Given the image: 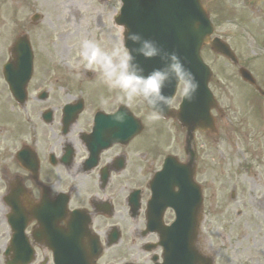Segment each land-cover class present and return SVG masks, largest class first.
<instances>
[{
    "label": "flooded vegetation",
    "instance_id": "af4514ba",
    "mask_svg": "<svg viewBox=\"0 0 264 264\" xmlns=\"http://www.w3.org/2000/svg\"><path fill=\"white\" fill-rule=\"evenodd\" d=\"M66 81L71 82L70 77L60 71L33 78L25 103L16 101L7 85L0 84V228L5 225L2 237L8 238L2 250L4 264L12 255V252L8 254V246L15 211L29 222L27 234L31 235L37 228L32 221L37 205L42 203L45 213H56L62 206L63 195L67 194L71 210H84L91 215L92 229L106 250L110 248L108 240L112 231V227H106L107 216L124 220L122 210L126 207L127 219L146 224L150 184L166 156H174L189 167L194 161L201 190L208 187L195 143L185 147L177 141L170 147V154L162 156L159 119L144 116L143 120L137 115V106L128 108L143 124L140 135L128 141L112 142L113 127L117 125L111 126V121L100 116L116 114L125 104L117 99L100 105L83 104L81 113L75 116L74 110L80 102L77 88ZM124 116L120 115L119 123ZM221 128L218 122V129ZM244 172L236 170L230 178L228 200V186L218 188L219 200L210 214L217 218V242L204 238L203 249L208 253L223 257L229 254L227 250L232 248L233 240L240 241L239 245L245 240L249 243L255 219L262 223L259 231L264 232V199L259 200L264 186L248 184V169ZM116 191L125 194L118 197ZM132 194L136 202L130 206ZM206 205L205 201L199 222L201 230L207 224ZM164 219L166 223L172 222L174 213L166 212ZM256 236L258 233L252 240ZM208 253L205 256L212 259ZM45 254L37 264H48L50 254ZM225 262L234 264L229 256Z\"/></svg>",
    "mask_w": 264,
    "mask_h": 264
},
{
    "label": "rangeland",
    "instance_id": "374dc122",
    "mask_svg": "<svg viewBox=\"0 0 264 264\" xmlns=\"http://www.w3.org/2000/svg\"><path fill=\"white\" fill-rule=\"evenodd\" d=\"M22 2L23 0H0V59L8 56L9 44L5 40L13 37L15 39L22 27L31 32L40 56L46 57L49 61L69 57L70 62L79 63L78 53L84 39L95 41L107 52L117 47L124 49L123 31L114 23L120 7L119 0H25L23 7ZM204 2L218 21L217 35L232 45L241 60L250 62L251 66L262 62L264 49L260 42H264V0H204ZM36 13L40 14L41 18L34 23L31 19ZM203 55V59L216 73L229 74L227 77L218 78L223 85L220 92L229 120L228 136H232L235 130L233 126H236L234 123L246 119V115L241 114L245 106L239 104L234 87H231V74L237 73V70L230 67L222 58L212 54L208 48L203 51ZM71 58H74V61ZM56 62L60 68L66 67L64 64L66 61ZM79 67L84 72L93 71L97 77H102L99 71L87 69L82 64ZM82 78L83 76H80V80ZM80 86L79 89L87 93L89 103L103 100L104 95L121 92L119 89H110L103 78L86 80ZM243 94L245 100L252 102L254 113L257 115L259 108L245 87ZM254 120L257 121L258 118L255 117ZM238 146L241 147V144ZM209 235L214 238L215 233L209 232ZM234 246L240 250L237 244ZM243 247L244 252L235 253L248 255L252 264H264L263 238L250 241L249 244L243 243Z\"/></svg>",
    "mask_w": 264,
    "mask_h": 264
},
{
    "label": "water",
    "instance_id": "95a60500",
    "mask_svg": "<svg viewBox=\"0 0 264 264\" xmlns=\"http://www.w3.org/2000/svg\"><path fill=\"white\" fill-rule=\"evenodd\" d=\"M124 7L118 24L127 29L126 47L128 50L139 49L143 41H150L157 54L150 59L133 52L136 62L144 74L160 68L167 73L168 79L162 91L175 89L177 74L169 67L175 55L183 67L192 75L183 77L198 87L190 89V98L185 102L184 115L195 114L199 120L208 116V109L214 105L207 83L209 69L199 57V49L212 33L211 25L199 0H122ZM130 34L141 37L139 43L128 39ZM217 52L230 55L228 49L219 41L213 42ZM30 75V71H28Z\"/></svg>",
    "mask_w": 264,
    "mask_h": 264
},
{
    "label": "clouds",
    "instance_id": "9594fccd",
    "mask_svg": "<svg viewBox=\"0 0 264 264\" xmlns=\"http://www.w3.org/2000/svg\"><path fill=\"white\" fill-rule=\"evenodd\" d=\"M128 39L134 44L141 41V37L136 34H130ZM133 52L144 56L145 59H150L157 54L150 41H143L139 49L128 50L117 47L107 52L95 41L84 39L81 42L78 53L79 63L76 67L82 64L87 69L99 71L110 89H119L124 94L117 99L123 101L125 107L131 106L135 98H140L151 110V118L158 120L163 115V111L155 110L156 101H163L168 106L172 102L171 97L164 95L162 91L168 79L167 73L157 68L145 75L136 62ZM171 59L173 63L169 67L177 74L178 83L182 82V93L188 98L190 89L198 87V84L193 85L190 81L183 80L185 74L192 75L191 72L183 67L175 55Z\"/></svg>",
    "mask_w": 264,
    "mask_h": 264
},
{
    "label": "bare ground",
    "instance_id": "6f19581e",
    "mask_svg": "<svg viewBox=\"0 0 264 264\" xmlns=\"http://www.w3.org/2000/svg\"><path fill=\"white\" fill-rule=\"evenodd\" d=\"M65 256L66 252H64L63 250H59V258L63 260V264H66L68 262V259Z\"/></svg>",
    "mask_w": 264,
    "mask_h": 264
}]
</instances>
